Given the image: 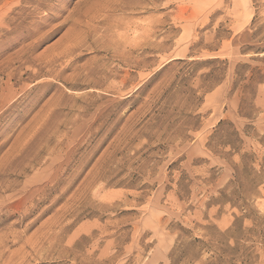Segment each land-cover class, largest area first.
Returning <instances> with one entry per match:
<instances>
[{"label":"rangeland","instance_id":"374dc122","mask_svg":"<svg viewBox=\"0 0 264 264\" xmlns=\"http://www.w3.org/2000/svg\"><path fill=\"white\" fill-rule=\"evenodd\" d=\"M0 264H264V0H0Z\"/></svg>","mask_w":264,"mask_h":264}]
</instances>
